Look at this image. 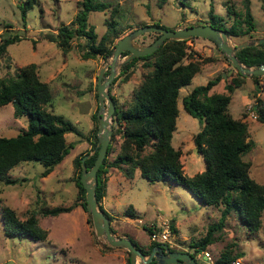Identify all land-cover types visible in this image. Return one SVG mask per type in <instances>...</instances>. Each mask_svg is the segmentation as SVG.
<instances>
[{
    "label": "rangeland",
    "instance_id": "1",
    "mask_svg": "<svg viewBox=\"0 0 264 264\" xmlns=\"http://www.w3.org/2000/svg\"><path fill=\"white\" fill-rule=\"evenodd\" d=\"M78 1L36 0L21 17L19 4L22 0H0V38L14 34L19 36L18 40L7 44L0 55V78L13 75L25 63H35L38 78L47 83L51 94L46 109L68 119L81 133L79 136L72 132L64 134L65 142L73 141L74 144L45 175H40L42 165L39 162L29 160L20 161L8 170L7 175L17 179L15 183L5 184L0 180V205L11 208L19 219L24 218L27 210H36L38 224L47 232L46 239L40 241L4 236L0 218V264H125L128 256L124 248L109 246L96 237L89 213L78 204L77 187L74 184L73 156L90 151L95 144L92 143V134L97 122L91 115L97 110L96 73L109 59V56L98 55L83 57L82 37H71L65 51L49 39V35H53L61 23L73 18ZM96 1H102L107 6L101 11H88L86 22L92 26L96 41L106 33L105 43L108 46L142 24L156 22L166 28H178L205 23L209 8L220 15L228 26L233 19H241L245 7L244 0H165L161 3L159 0ZM247 6L254 28L247 34L229 36L232 43L264 36V0H247ZM112 8L114 10L111 13ZM112 19L114 24L110 28L108 21ZM154 35L156 32H143L134 40L146 44ZM184 46L193 57H183L182 62L198 60L199 69L186 84L178 88V110L170 143L180 152L178 159L183 173L192 175L203 168L201 156L192 143V136L200 124L181 107L180 98L194 85L204 83L217 73H220L221 78L208 93L224 92V84L236 71L209 39L191 36L184 40ZM203 57H210V60H201ZM130 69L126 80L116 78L108 83V93L118 105L130 101L133 88L150 67L137 59ZM229 69L231 71L227 73ZM107 70L106 67L103 73L106 74ZM241 76L242 82L231 91L226 110L231 117L239 118L246 124V138L252 141V145L242 155V159L249 163L248 175L264 187V124L256 116L252 118L248 115L250 109L255 114L252 107L255 97L259 96L264 105V75H258L256 79L258 88L254 87L251 76ZM25 125L24 116L12 115L10 102L0 105V136L15 135ZM120 142L121 137L117 133L109 139L111 150L107 159H112ZM114 168H106L102 173L104 180L108 170L114 171ZM106 190L108 194L114 193L111 197L113 212L109 225L115 235L131 236L146 249L152 241L148 238L150 231L145 230V227L157 230L166 228L168 240L165 244L169 249L188 251L198 264H205L204 258L200 257L201 252L197 251L195 255L194 247L189 244L202 237L208 225L217 222L222 203L204 204L181 184L161 180L149 182L137 171L130 178L122 175L117 178L111 173ZM71 203L74 206L67 212L45 216L39 213L40 208ZM127 205L134 208L139 220H130L123 214ZM87 216L89 222L86 221ZM259 219L258 228L250 232L236 214L229 211L221 226L212 230L211 241L203 250L207 251L212 261L222 251H226L230 255L238 254L232 261L238 259L240 264H264V209ZM169 224H173L174 231ZM136 262L139 263V260L136 259Z\"/></svg>",
    "mask_w": 264,
    "mask_h": 264
},
{
    "label": "trees",
    "instance_id": "2",
    "mask_svg": "<svg viewBox=\"0 0 264 264\" xmlns=\"http://www.w3.org/2000/svg\"><path fill=\"white\" fill-rule=\"evenodd\" d=\"M165 0H159L164 2ZM36 0H22L19 4L21 17L26 9L30 8ZM106 3L96 0H79L73 18L67 23H61L49 39L65 51L69 47V40L73 36L82 37L81 54L83 57H106L110 55L111 47L106 45V33L99 40H95L92 26L86 22L87 13L91 10L101 11ZM244 12L241 19H233L226 26L223 18L208 9L209 23L214 27L224 29L229 36L247 34L254 28L252 16L244 0ZM111 9V13L113 12ZM114 20L108 21L110 28ZM152 24L158 25L153 22ZM197 24V23H196ZM243 24V27L241 26ZM191 25V24H188ZM156 35L153 36V38ZM191 38V37H188ZM19 36L8 35L0 38V55L5 46ZM185 39H165L155 50L148 54L131 57L123 61L118 73L113 80L120 78L126 80L130 68L137 59L150 70L132 90L130 101L118 105L110 95L114 109L111 114L112 133L119 134L121 142L119 149L112 159H107L111 150L107 144L105 156L96 170V185L94 194L98 208L107 216L108 214L99 204L104 193L105 180L102 173L109 166L116 167L126 177H132L134 169H138L141 177L149 182L167 181L181 184L202 203L213 205L222 203L220 215L216 223L208 225L205 234L189 244L194 247V252L204 249L211 241L212 230L221 226L225 215L233 211L245 228L255 231L260 223L259 215L264 209V187L248 175V161L242 159L251 147L252 141L247 139L246 124L239 118H233L226 108L230 100L231 91L242 82V76L236 71L230 76L229 82L224 84V92H210L208 90L221 78L220 73L208 78L204 83L194 85L180 98L181 107L197 119L200 128L193 134L192 143L195 151L201 156L203 168L192 175H185L178 159L179 150L170 143L177 115L176 97L178 88L186 84L190 77L198 71L199 61L188 59L182 62L183 57H193L185 50ZM127 54L126 50L121 55ZM238 60L249 66H257L264 62V42L243 46L235 51ZM152 58V60H151ZM201 60H210L203 57ZM254 87L258 88V75H250ZM255 96L256 93H254ZM254 96V97H255ZM50 90L45 81L38 78L36 65L33 62L19 66L15 73L8 77L0 78V105L11 103L14 117L24 116L26 125L17 134L0 136V180L5 184L17 181L7 175L8 170L20 161H37L42 165L40 175L48 173L73 146V141L65 142L64 134L72 132L81 135L77 128L60 114L46 109L50 104ZM258 121L264 124V105L259 96L255 97L252 105ZM92 118L96 121L95 113ZM93 141H96L95 129ZM92 144V145H93ZM147 148V150H146ZM87 151L77 153L72 158L75 169L74 184L77 187L78 204L84 209V189L79 175V159ZM92 152L84 159L86 168H89L94 159ZM20 180V179H19ZM74 203L68 205H54L39 209L42 216L56 215L72 209ZM36 210H27L23 219H19L14 211L6 205H0L1 229L4 236L27 238L32 241L46 239V230L37 221ZM123 214L128 217H137V212L131 205H127ZM89 222V217H86ZM172 231L173 224H169ZM150 227L145 230L150 231ZM109 230H113L109 226ZM129 237L133 244L143 253H147L155 242H149L143 249L137 241ZM193 255V254H191ZM238 254L230 255L222 251L213 264H227ZM125 264H129L128 256Z\"/></svg>",
    "mask_w": 264,
    "mask_h": 264
},
{
    "label": "water",
    "instance_id": "3",
    "mask_svg": "<svg viewBox=\"0 0 264 264\" xmlns=\"http://www.w3.org/2000/svg\"><path fill=\"white\" fill-rule=\"evenodd\" d=\"M153 31L156 36L146 44H139L134 39L143 32ZM199 36L211 40L231 63L235 71L240 75H264V62L257 66L242 64L235 55L238 48L264 42V36L252 37L238 43H232L224 29L214 27L209 23H197L178 28H166L154 24L139 25L122 36L118 37L111 47L109 59H107L96 73V142L90 151L85 152L79 159V181L84 189V209L89 213L94 234L100 240L112 247L124 248L128 253L129 264H198L188 252L179 249H169L165 243L154 244L145 254L136 247L131 239L126 236H117L109 230L107 216L98 208L94 194L96 185V170L105 156L106 147L112 133L111 114L114 109L113 101L108 93V83L113 79L118 66L125 60L148 54L155 50L165 39H186ZM127 54L120 58L121 51ZM108 68L104 74V69ZM231 69L227 71L229 73ZM223 75V74H222ZM95 152L94 159L89 168L85 167L84 159ZM172 222V221H170ZM169 222V223H170ZM139 260V263L136 262Z\"/></svg>",
    "mask_w": 264,
    "mask_h": 264
},
{
    "label": "built area",
    "instance_id": "4",
    "mask_svg": "<svg viewBox=\"0 0 264 264\" xmlns=\"http://www.w3.org/2000/svg\"><path fill=\"white\" fill-rule=\"evenodd\" d=\"M248 115L252 118L255 117L254 112L250 109L248 111ZM148 238L152 241V242H157V243H166V241L168 240V230L166 228H162L161 230H157L154 227L151 228L150 232L148 233ZM199 252H201L200 257L204 258L205 260V264H213L214 261H212L211 257L209 256V254L207 253V251L205 250H198ZM197 251L195 252V255ZM230 264H240V262L238 261V259H235L234 261H232Z\"/></svg>",
    "mask_w": 264,
    "mask_h": 264
},
{
    "label": "crops",
    "instance_id": "5",
    "mask_svg": "<svg viewBox=\"0 0 264 264\" xmlns=\"http://www.w3.org/2000/svg\"><path fill=\"white\" fill-rule=\"evenodd\" d=\"M137 171L138 172V169H134L133 173ZM111 173H114V175L117 177V178H120V175H122L120 173V171L117 169V168H114V171H111V170H108V176L105 180V188H104V193L103 195L101 196L100 198V201H99V204L101 205V207L108 213L111 215V213L113 212V210L111 209V197L114 193L112 194H108L107 193V190H106V186H107V181H108V177L110 176ZM123 176V175H122ZM133 176V174H132ZM124 177V176H123ZM126 178V177H125ZM67 212V211H66ZM61 213V212H60ZM128 217V216H127ZM130 220H139L140 218L139 217H128ZM110 221V220H109ZM110 226V225H109ZM123 234H121L122 236ZM46 236H47V232H46ZM131 237V236H130Z\"/></svg>",
    "mask_w": 264,
    "mask_h": 264
}]
</instances>
